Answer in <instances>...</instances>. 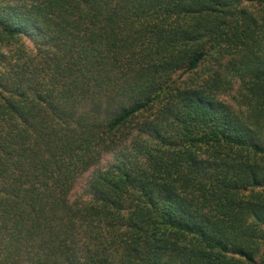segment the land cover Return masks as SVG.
<instances>
[{
    "label": "trees",
    "instance_id": "trees-1",
    "mask_svg": "<svg viewBox=\"0 0 264 264\" xmlns=\"http://www.w3.org/2000/svg\"><path fill=\"white\" fill-rule=\"evenodd\" d=\"M0 264H264V0H0Z\"/></svg>",
    "mask_w": 264,
    "mask_h": 264
},
{
    "label": "rangeland",
    "instance_id": "rangeland-1",
    "mask_svg": "<svg viewBox=\"0 0 264 264\" xmlns=\"http://www.w3.org/2000/svg\"><path fill=\"white\" fill-rule=\"evenodd\" d=\"M29 45H32L30 42H28ZM111 157L110 156H106L103 161H102V166H106L108 165V163L110 162ZM86 187V177L82 178L79 180L78 184L75 187V190L73 192V197H75L76 195H80L83 192V189Z\"/></svg>",
    "mask_w": 264,
    "mask_h": 264
}]
</instances>
